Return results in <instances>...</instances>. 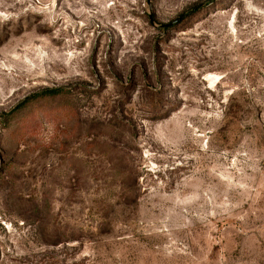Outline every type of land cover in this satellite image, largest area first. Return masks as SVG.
<instances>
[{
	"label": "rangeland",
	"instance_id": "374dc122",
	"mask_svg": "<svg viewBox=\"0 0 264 264\" xmlns=\"http://www.w3.org/2000/svg\"><path fill=\"white\" fill-rule=\"evenodd\" d=\"M0 264H264V0H0Z\"/></svg>",
	"mask_w": 264,
	"mask_h": 264
},
{
	"label": "bare ground",
	"instance_id": "6f19581e",
	"mask_svg": "<svg viewBox=\"0 0 264 264\" xmlns=\"http://www.w3.org/2000/svg\"><path fill=\"white\" fill-rule=\"evenodd\" d=\"M221 79V76L219 75H213L210 77L211 85H215L217 82H219Z\"/></svg>",
	"mask_w": 264,
	"mask_h": 264
},
{
	"label": "trees",
	"instance_id": "16d2710c",
	"mask_svg": "<svg viewBox=\"0 0 264 264\" xmlns=\"http://www.w3.org/2000/svg\"><path fill=\"white\" fill-rule=\"evenodd\" d=\"M58 91H59V89H55V90L46 91V92H47V94H52V93H56V92H58Z\"/></svg>",
	"mask_w": 264,
	"mask_h": 264
}]
</instances>
